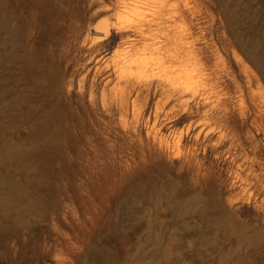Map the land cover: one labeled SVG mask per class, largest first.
Returning a JSON list of instances; mask_svg holds the SVG:
<instances>
[{"label": "rangeland", "instance_id": "1", "mask_svg": "<svg viewBox=\"0 0 264 264\" xmlns=\"http://www.w3.org/2000/svg\"><path fill=\"white\" fill-rule=\"evenodd\" d=\"M0 264H264V0H0Z\"/></svg>", "mask_w": 264, "mask_h": 264}, {"label": "bare ground", "instance_id": "2", "mask_svg": "<svg viewBox=\"0 0 264 264\" xmlns=\"http://www.w3.org/2000/svg\"><path fill=\"white\" fill-rule=\"evenodd\" d=\"M149 17V16H148ZM191 22V21H190ZM146 34V33H145ZM172 53V52H171ZM177 53V52H176ZM176 53H175V55H176ZM170 55V54H169ZM191 55V54H190ZM163 57V56H162ZM169 58V57H168ZM170 58H172V56L170 57ZM177 58V57H176ZM187 58H189V57H187ZM180 59V58H179ZM182 59V58H181ZM176 60V59H175ZM183 60V59H182ZM180 61V60H179ZM184 64V63H183ZM188 64V63H187ZM186 66V65H185ZM188 66V65H187ZM184 83V82H183ZM187 86V85H186ZM209 87V86H208ZM213 90H215V89H213ZM212 90V91H213ZM219 96V95H218ZM216 97V96H215ZM218 101V100H217ZM216 101V102H217ZM215 102V103H216ZM220 102V101H219ZM186 118V117H185ZM6 158H12L13 157V153L12 152H10V151H5L4 152V154H3Z\"/></svg>", "mask_w": 264, "mask_h": 264}]
</instances>
